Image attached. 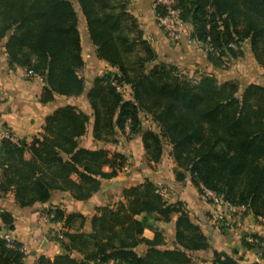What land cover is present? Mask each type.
Returning <instances> with one entry per match:
<instances>
[{
	"label": "trees",
	"instance_id": "trees-1",
	"mask_svg": "<svg viewBox=\"0 0 264 264\" xmlns=\"http://www.w3.org/2000/svg\"><path fill=\"white\" fill-rule=\"evenodd\" d=\"M176 2L209 70L244 57L245 45L264 68V0ZM153 12L166 15L162 7L153 6ZM82 18L97 59L110 68L92 81L82 75ZM0 42L12 68L42 79L44 104L58 96L86 98L92 110L88 115L72 101L58 105L41 138L0 141V197L12 193L21 208L43 206V214L54 216L51 222L66 228L63 238L54 236L62 254L41 256L35 264H195L193 254L211 248L183 203L169 204L149 179L124 189L122 201L98 208L90 219L46 207L55 191L87 202L103 180L129 167L126 155L106 149L119 143V135L125 141L141 137L149 164H158L170 146L177 181L189 177L199 192L206 188L264 220V86L238 77L219 82L210 72L186 77L147 39L129 0H0ZM118 88L130 89V97ZM90 128L95 149L80 145ZM174 215L176 245L167 248L154 223ZM1 218L12 230V214ZM145 229L154 230L153 240L143 238ZM142 244L147 251L139 255L135 249ZM242 244L251 249L257 243L244 236ZM24 259L22 244L15 241L11 248L0 237V264ZM212 264L260 263L214 251Z\"/></svg>",
	"mask_w": 264,
	"mask_h": 264
},
{
	"label": "crops",
	"instance_id": "crops-1",
	"mask_svg": "<svg viewBox=\"0 0 264 264\" xmlns=\"http://www.w3.org/2000/svg\"><path fill=\"white\" fill-rule=\"evenodd\" d=\"M131 3L136 6L133 14L140 18L145 36L152 41L158 52L160 48L166 49L168 55L164 56L167 59L170 56V51L176 50L175 48L179 46L193 56L204 55L199 49V44L189 39L191 28L187 23L180 39L174 42L167 38L164 28L156 21L152 0H132ZM82 23H84V37L89 51L84 54L83 49L86 66L82 75L88 81H92L110 68L105 62L97 59L83 18L81 19ZM177 52L175 51V54ZM199 65V62L196 64L193 62L191 67L196 69ZM43 88L44 83L40 77H30L26 69L10 66L4 45L0 42V131L12 134L17 142L25 140L30 143L34 138L42 137L45 119L55 111L56 107L70 101L81 107L88 115H92L86 98H73L69 101L65 97L58 96L54 103L44 104L41 101ZM130 93V89H128L127 97H130ZM146 124L156 127L150 120H145ZM117 139L119 143L108 144L106 149L111 153L117 152L128 157L130 165L127 171L120 172L117 177L111 180H103L101 190L87 202L77 201L69 192L55 191L46 207H59L64 210L66 215L78 213L90 219L97 213L98 208L113 206L122 201L124 189L139 185L149 179L158 186L163 198L169 204L183 203L184 209L188 211L193 221L200 225L208 236L211 248L207 251L194 253L195 264H212L214 251L234 255L247 263L258 259V248L260 247L253 245V248L247 249L242 244L243 237L247 235H255L259 241H264V224L257 218L247 213L238 215L226 210L218 211L203 201L201 193L192 184L189 177L183 182L177 181L175 178L177 166L171 157L170 146H165L163 158L158 164H149L143 150L141 137L138 136L130 141H125L119 135ZM80 145L90 149L96 148L93 143L91 128L89 133L80 139ZM104 170L110 171L109 168ZM43 208V206L21 208L16 203L12 193L0 197L1 231L22 244L25 253L24 264H35L41 256L51 258L62 254L60 245L54 239L56 227L45 223L42 219ZM4 212H9L13 216L12 230H8L3 224L1 215ZM137 219H141V217H137ZM177 220L178 215H174L170 222L159 221L154 223V227L162 232L167 248H174L176 245L175 228ZM220 224L224 225L225 228H220ZM85 230H90L89 220ZM154 236L152 229H145L143 232V238L147 240H153ZM135 250L139 255H144L147 247L142 244Z\"/></svg>",
	"mask_w": 264,
	"mask_h": 264
},
{
	"label": "rangeland",
	"instance_id": "rangeland-1",
	"mask_svg": "<svg viewBox=\"0 0 264 264\" xmlns=\"http://www.w3.org/2000/svg\"><path fill=\"white\" fill-rule=\"evenodd\" d=\"M130 1V10L132 13L134 8L136 7L132 2V0ZM135 15V14H134ZM137 19L140 22V18L137 16ZM141 24V22H140ZM142 27V24H141ZM80 31L82 34V42H83V49H84V54L89 52L88 48H87V41L84 37L85 33H84V23L81 24L80 26ZM190 39V38H189ZM174 42H176L174 40ZM199 49L200 51L203 52L202 48H201V44H199ZM179 46V45H178ZM245 56L238 59L235 62L232 63H227L224 64V68L223 69H211L209 70V68H207V60L205 58V55H192L190 53H188L186 50L184 51L183 49H181V47L179 46L178 48H175L176 50H171L169 53V57H168V61L171 63L176 64L177 66H179L184 74L186 75V77L188 78H192L195 77L196 79H198L200 77V75L202 73H206L208 74L209 72L214 74L219 82H225V81H230L235 79L236 77L240 78L241 82L243 84H250V83H256V84H260L262 86H264V68L260 67L258 65V63L255 61L254 57L252 56V54L250 53L248 46L245 45ZM174 51V52H173ZM175 51H178L177 54H175ZM159 53L164 56L166 55V49L165 48H160L159 49ZM204 53V52H203ZM168 55V54H167ZM194 62V64H196L197 62L200 63L199 66L195 68L191 67V64ZM84 73V71L82 72V74ZM39 77V76H38ZM242 84V85H243ZM243 87V86H242ZM149 121V120H147ZM147 127H151L150 124H146ZM152 127H154V130H157V128L155 126L152 125ZM176 178V175H175ZM188 178V177H187ZM201 193V192H200ZM202 199L205 203H207L208 205L212 206L213 208H216L218 211L222 210L219 207L213 206L208 199H206L205 197H203L202 193H201ZM223 211V210H222ZM239 215V214H238ZM262 223V222H261ZM264 224V223H262ZM220 228L224 229L225 226L220 224L219 225ZM54 236H56V234H54ZM264 239V238H263ZM259 250V257L258 259H261V256L264 255V241H259L256 244Z\"/></svg>",
	"mask_w": 264,
	"mask_h": 264
},
{
	"label": "built area",
	"instance_id": "built-area-1",
	"mask_svg": "<svg viewBox=\"0 0 264 264\" xmlns=\"http://www.w3.org/2000/svg\"><path fill=\"white\" fill-rule=\"evenodd\" d=\"M152 2L155 8L162 7L166 12V15L164 16L161 14H157L155 16L156 21L159 23V25H161L164 28L166 36L170 40L177 41L180 38V35L183 29L185 28L186 23L182 19V10L177 6L176 0H152ZM27 74L30 77H37V75L33 73L27 72ZM118 90L124 93V95H126L128 91L126 89L123 90L121 88H118ZM3 139H9L12 142L17 143L16 138L12 134L0 131V141ZM128 168H129L128 166H125L122 172L127 171ZM202 195L203 197L208 199V201L213 206L219 207L222 210H226L229 213L242 214L246 212L245 207H236L229 203H226L221 198L217 197L213 192L209 191L206 188H202ZM53 218H54L53 215H46V214L42 215V219L44 220V222L54 225L56 227V234L59 236V238H63V233L66 231L63 226V223L51 222ZM258 220L264 223V220H262L261 218H258ZM231 228H233V226H231ZM0 237L4 238L7 241L9 247L13 248L15 242L13 238H11L8 234L3 233L2 231H0ZM245 240L248 243H258V240L254 239L250 235H247L245 237ZM256 262L262 264L264 263V260L256 259ZM109 264H120V263L110 262Z\"/></svg>",
	"mask_w": 264,
	"mask_h": 264
}]
</instances>
